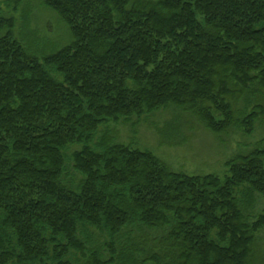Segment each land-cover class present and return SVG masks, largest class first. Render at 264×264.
<instances>
[{
  "label": "trees",
  "instance_id": "16d2710c",
  "mask_svg": "<svg viewBox=\"0 0 264 264\" xmlns=\"http://www.w3.org/2000/svg\"><path fill=\"white\" fill-rule=\"evenodd\" d=\"M40 2L72 35L43 56L0 5V264H264V0ZM162 109L174 145L261 137L222 174L115 141Z\"/></svg>",
  "mask_w": 264,
  "mask_h": 264
},
{
  "label": "rangeland",
  "instance_id": "374dc122",
  "mask_svg": "<svg viewBox=\"0 0 264 264\" xmlns=\"http://www.w3.org/2000/svg\"><path fill=\"white\" fill-rule=\"evenodd\" d=\"M25 2V6L19 5L15 12H9L15 5L13 0H0V5L4 13L15 15L17 18L15 32L19 35L22 29L20 34L30 43L34 53L38 56L50 54L72 41L68 27L56 12L44 7L40 0ZM18 14L24 18L23 22ZM167 117L169 113L162 109L150 114L147 119L137 121L136 118H132L126 124L110 122L109 125L116 131V142L133 143L140 148H147L173 170L187 174H222L225 170L224 163L235 153L238 142H254L261 137L260 132L256 131L249 138L241 137L238 133L219 138L203 127L194 126L192 130L187 127L183 129L188 141L174 145V140L159 138L155 130V124L160 125ZM133 125L135 133L132 131ZM262 205L261 200L259 206Z\"/></svg>",
  "mask_w": 264,
  "mask_h": 264
}]
</instances>
